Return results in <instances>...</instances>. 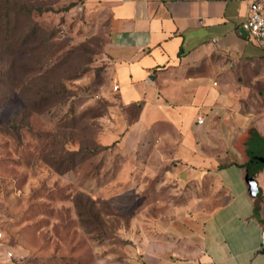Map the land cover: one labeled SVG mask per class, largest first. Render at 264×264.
<instances>
[{
  "label": "crops",
  "instance_id": "obj_1",
  "mask_svg": "<svg viewBox=\"0 0 264 264\" xmlns=\"http://www.w3.org/2000/svg\"><path fill=\"white\" fill-rule=\"evenodd\" d=\"M251 1L89 0L108 15L120 103L101 144L153 170L155 195L170 200L141 228L145 264H264V51L242 27Z\"/></svg>",
  "mask_w": 264,
  "mask_h": 264
},
{
  "label": "rangeland",
  "instance_id": "obj_2",
  "mask_svg": "<svg viewBox=\"0 0 264 264\" xmlns=\"http://www.w3.org/2000/svg\"><path fill=\"white\" fill-rule=\"evenodd\" d=\"M10 10L0 34L6 246L25 255L21 264H145L141 228L170 204L155 195L159 176L116 148L91 155L120 108L106 10L89 0H0L3 20Z\"/></svg>",
  "mask_w": 264,
  "mask_h": 264
},
{
  "label": "built area",
  "instance_id": "obj_3",
  "mask_svg": "<svg viewBox=\"0 0 264 264\" xmlns=\"http://www.w3.org/2000/svg\"><path fill=\"white\" fill-rule=\"evenodd\" d=\"M242 27L264 51V0H252L250 2L249 14ZM115 88L117 89V87ZM198 122L202 124L204 119L199 118ZM0 240L4 244L6 243L2 232H0ZM0 253V264H21L26 258L23 253L17 252L9 246Z\"/></svg>",
  "mask_w": 264,
  "mask_h": 264
},
{
  "label": "trees",
  "instance_id": "obj_4",
  "mask_svg": "<svg viewBox=\"0 0 264 264\" xmlns=\"http://www.w3.org/2000/svg\"><path fill=\"white\" fill-rule=\"evenodd\" d=\"M38 14H42V9L39 8V9H36ZM3 12V11H1ZM30 13H32L31 11H28ZM15 11L13 10H10L6 13V19L3 20V13H0V34L3 33V31H5V26L8 28L10 25H11V17L14 15ZM31 15V14H30ZM14 21V19H13ZM34 31V29L32 30V32ZM98 147L94 148L91 150V155L92 157L94 156H97L101 153H105V152H110L111 150H113L115 148V144H112V145H103V144H99L97 145ZM67 155L69 156H79L81 154H84V151L83 149L81 148L79 151H74V152H66ZM63 160H66V157H61V158H58L57 161L60 162V161H63ZM254 180V179H253ZM255 186H256V182L254 181L253 184H250V187L251 189H253V191H255ZM255 194H259V191Z\"/></svg>",
  "mask_w": 264,
  "mask_h": 264
},
{
  "label": "water",
  "instance_id": "obj_5",
  "mask_svg": "<svg viewBox=\"0 0 264 264\" xmlns=\"http://www.w3.org/2000/svg\"><path fill=\"white\" fill-rule=\"evenodd\" d=\"M247 180H248L249 184H253V182H254V180H253V178L251 176H249L247 178ZM260 252H261V254H264V247L261 249Z\"/></svg>",
  "mask_w": 264,
  "mask_h": 264
}]
</instances>
